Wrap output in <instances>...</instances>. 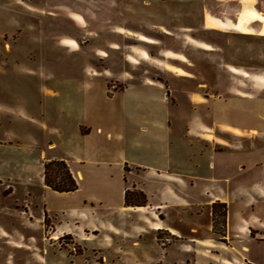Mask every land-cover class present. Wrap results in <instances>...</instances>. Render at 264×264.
I'll return each mask as SVG.
<instances>
[{"label": "crops", "instance_id": "0c3cea01", "mask_svg": "<svg viewBox=\"0 0 264 264\" xmlns=\"http://www.w3.org/2000/svg\"><path fill=\"white\" fill-rule=\"evenodd\" d=\"M135 1L137 12L148 20L127 7L119 35L104 31L106 40L99 44L93 33L85 34L95 42V54L106 56L105 61L96 59L97 67L90 58L94 56L80 48L79 14L64 10L65 15L57 16L68 19H56L53 30L31 36L33 46L55 47V62L48 56L44 66L33 54L26 59L33 66L21 76L36 81L27 83L30 96L19 97L22 107L12 113L13 121L0 119V128L6 124L14 131L0 147L22 148L28 159L38 151L44 163L65 162L74 176L82 177L75 193H48L74 201L54 212L46 206L55 222L74 224L62 231L57 227L59 239L74 238L73 230L86 238L105 235V242L119 249L110 254L118 257L123 250L158 248L161 258L154 264H264V0ZM148 28L183 34L182 55L169 53L163 79L150 72L143 77L142 65L149 63L142 48L126 41L136 40L135 33ZM206 32L228 42L218 48L201 35L192 39ZM9 51L10 58L0 62L2 75H13L19 63ZM211 52L222 53L220 62L210 58ZM176 58L181 60V75L173 66ZM51 65L54 69L48 68ZM111 81L123 84L124 91L110 97ZM175 83L181 84L178 97ZM46 84L60 85L50 93L51 105L44 101ZM73 84L94 88L97 101L85 97L82 105L65 103ZM181 104L183 119H166L168 127L161 125L164 112ZM140 124L151 126L152 136L157 134L153 127L167 130L166 155L153 154L157 139L142 155L144 146L132 135L133 125ZM141 129L146 139L152 138L146 126ZM148 158L158 164H148ZM84 168L89 171L83 173ZM90 173L101 177L96 189L82 195L81 182ZM110 180L116 183L107 186ZM130 185L145 194V207L125 206ZM217 204L228 211L219 233L213 215Z\"/></svg>", "mask_w": 264, "mask_h": 264}, {"label": "rangeland", "instance_id": "374dc122", "mask_svg": "<svg viewBox=\"0 0 264 264\" xmlns=\"http://www.w3.org/2000/svg\"><path fill=\"white\" fill-rule=\"evenodd\" d=\"M135 3H137L135 0H0V62H5L7 58H10L11 54L7 53L9 50L12 56L16 57L15 61L19 62L18 65L15 63L16 69L13 75H2L0 73V106L2 108L1 113H3L0 115V119L4 123L13 121L14 116L12 113L22 107L19 97L30 96L28 92L30 87L27 83L36 80L30 75L21 76L22 74L25 75L26 70L31 69L33 66L26 60L30 54L35 55L37 62L42 63L44 66V61L48 56L53 58V63L55 62V47H52V44H49L50 46L48 44L46 46L41 44L33 46L31 39L33 34L39 35L41 30L43 32L45 30H53L57 22H54L56 19H64V21L68 19L66 16L60 17L61 13L65 15L64 10L68 14H79L81 18L78 16L76 22L79 25L80 48L94 56L90 58H95L93 63L95 66L97 63L96 59L100 58L105 61L106 56L95 54V42L92 43V40H87L89 38L86 37L90 36L85 34L87 32L93 33V37L99 39V44L106 40L103 34L104 31H117L116 35H119V29L125 19L124 8L129 7L140 10ZM137 14H139L140 18L148 20V15L144 16V14L139 12ZM168 22L170 23V20ZM109 25L111 27L104 28ZM61 28L64 29V27ZM129 34L135 37L132 33L129 32ZM135 34L137 35L136 40L134 38H126V41L128 46L138 47L140 45L139 47L142 48V51H140L141 55L144 61L149 63L142 65L141 73L144 75L143 77L146 78V73L150 72L151 75H159V79H163L162 75H167L163 62L167 59L169 53L174 52L179 57L182 55V32L161 33L148 28L139 30ZM123 35L128 34L123 33ZM198 35H201L203 39H207L209 43L211 42L218 48H223L225 43L228 42L225 37L214 38L211 32L196 34L192 39H198ZM39 40L42 41L41 39ZM127 54L131 57L130 52H127ZM211 55L212 57L210 58L214 61H219V58L223 57L221 52H211ZM174 61L173 66L179 71L177 75H181V62H178L181 60L176 58ZM98 67L102 66L98 64ZM48 68L54 69L53 65L48 66ZM41 69L43 68H40L38 72ZM0 70H4V64L2 63ZM169 75H172L171 70H169ZM136 82V80H133V83ZM37 83L39 88L43 87L40 85L41 81H37ZM175 85H177V89H173L176 90L174 93L178 97L182 93L181 84L175 83ZM44 87L47 90L46 95L48 93L44 101L51 105L53 104L51 101L53 98L50 93L59 89L60 85L46 84ZM107 89V94L111 97L115 93L118 94L124 91L125 86L123 84L120 85L117 81H111L107 85ZM94 92L95 89L92 87H87L84 84H73L72 93L65 97V103L82 105L85 97H91L96 102L97 97ZM98 94V90H96V95ZM144 98H146L145 94ZM57 104L60 105V102ZM182 110L183 105L181 104L176 110L171 109L169 113L164 112L165 118L162 120L161 125L164 124L167 128L166 119H183ZM15 121L18 123L17 119ZM145 126L149 130L148 137L152 138L146 139V136L142 134L141 128ZM153 128L157 134L152 136L153 129H151V126L140 124L136 127V125H133V139L139 143L138 145L144 146L142 155H145V147L149 149L152 144L156 143L157 139L159 142L156 146L158 151H153V154L164 156L167 154L166 146H164L167 140V130L163 126H161V129ZM13 134V129L8 130L7 125L4 124L3 129L0 128V142L9 141L8 136L9 138L13 137ZM26 154L22 148L0 147V264H154L161 258V252L158 248L156 250L146 248L134 253L129 252V250H123L121 257H118L116 253H114L116 256H113L110 251L119 249H116L118 247L112 249L105 242V235H102L101 238H93L91 236L86 238L83 237L82 232L73 230L76 240L75 237L70 236H64L59 239L58 235L60 233L57 227L62 231L67 228V225L74 227V224H66L61 215L59 217L63 219L62 223L60 221L55 222L54 217H51L46 212V206L53 211L55 208L72 206L74 201L71 198H58L48 194L49 192L59 194L46 186L45 167L51 162L44 163V158H41L38 151L30 153L29 159L25 156ZM133 154H138V152L134 151ZM147 160L148 164H158L149 158ZM69 171L73 180L78 184L77 180L80 181L79 177L74 176L70 168ZM87 171L89 169H82L83 173ZM103 174L109 175L108 172ZM100 177L93 175V173H90L89 176L85 175V181L81 182L83 186L82 195L96 189L95 185H97V180ZM50 178L58 184L64 180L62 171H59L58 168L50 170ZM119 180H117V183ZM114 183H116V180H110L106 182V185H114ZM128 192L143 194L140 189H137L136 185L133 188L130 185L126 193ZM113 198L116 199V191L113 194ZM130 199L135 200L137 203L139 202L135 196H130ZM67 220L66 222H68ZM162 237L164 238V235ZM96 250L102 251L103 255L98 254Z\"/></svg>", "mask_w": 264, "mask_h": 264}, {"label": "trees", "instance_id": "16d2710c", "mask_svg": "<svg viewBox=\"0 0 264 264\" xmlns=\"http://www.w3.org/2000/svg\"><path fill=\"white\" fill-rule=\"evenodd\" d=\"M52 168H58L59 171H62L64 180L61 183H56L50 178V170ZM59 173V172H58ZM56 173L57 176L59 174ZM45 177H46V186L52 189V191L59 194H72L78 191V184L73 180L72 175L70 174L69 168L63 162H51L45 167ZM130 192L125 195V206L126 207H145L147 205V198L145 194ZM130 196H135L138 203L135 200H131ZM227 207L226 205H215L214 206V226L216 232L224 231L226 226V217H227Z\"/></svg>", "mask_w": 264, "mask_h": 264}, {"label": "bare ground", "instance_id": "6f19581e", "mask_svg": "<svg viewBox=\"0 0 264 264\" xmlns=\"http://www.w3.org/2000/svg\"><path fill=\"white\" fill-rule=\"evenodd\" d=\"M80 179H82V177H80Z\"/></svg>", "mask_w": 264, "mask_h": 264}]
</instances>
